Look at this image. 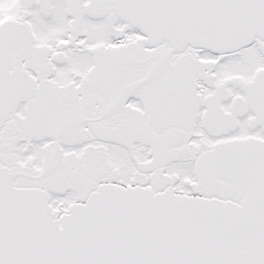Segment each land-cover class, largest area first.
<instances>
[{
    "label": "snow or ice",
    "instance_id": "obj_1",
    "mask_svg": "<svg viewBox=\"0 0 264 264\" xmlns=\"http://www.w3.org/2000/svg\"><path fill=\"white\" fill-rule=\"evenodd\" d=\"M0 264H264V0H0Z\"/></svg>",
    "mask_w": 264,
    "mask_h": 264
}]
</instances>
